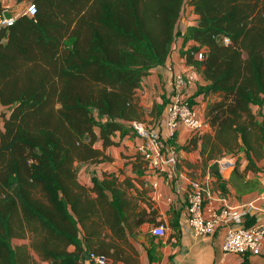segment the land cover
<instances>
[{
  "label": "trees",
  "instance_id": "trees-1",
  "mask_svg": "<svg viewBox=\"0 0 264 264\" xmlns=\"http://www.w3.org/2000/svg\"><path fill=\"white\" fill-rule=\"evenodd\" d=\"M32 2L37 13H23L0 34V103L8 109L0 129V264H38L31 251L51 264H96L87 254L125 260L127 228L149 220L146 209L130 196V178L104 173L87 186L78 167L111 160L105 149L118 145L114 135L146 123L138 90L180 36L183 49L198 43L181 53L207 81L198 94L217 96L205 112L214 134H196L180 149H197L202 139L221 188L222 156L242 148L250 160L264 156V124L252 112L264 104V0H188L198 18L179 37L185 0ZM5 9L0 0V15ZM199 50L203 60L193 55ZM134 159L147 170L138 152Z\"/></svg>",
  "mask_w": 264,
  "mask_h": 264
},
{
  "label": "crops",
  "instance_id": "crops-1",
  "mask_svg": "<svg viewBox=\"0 0 264 264\" xmlns=\"http://www.w3.org/2000/svg\"><path fill=\"white\" fill-rule=\"evenodd\" d=\"M5 10H16L20 8L17 0H4ZM192 16L185 20L181 33L188 25L195 24L198 16L192 6H189ZM189 11V12H190ZM194 20V21H191ZM198 43L191 41L183 49L181 36L177 38L168 56L166 63L154 67L146 76L138 90L140 106L144 111L143 119L156 121L165 114V106L172 92L174 73L194 72L195 81L190 86V95L195 106L198 107L202 116L205 117L206 108L210 101L217 99L216 95L198 94L200 86L207 84L204 75L195 70L192 65L186 63L181 53L189 46H197ZM164 104L161 115L156 118L152 111L154 106ZM7 107L0 103V121L2 112H7ZM252 112L256 119L264 124V104H253ZM130 127V124L127 123ZM3 123H0L2 129ZM166 142L174 144L167 146L169 149H178V164L176 171H167L156 174L136 168L134 155L141 139L131 129L129 134L123 135L117 132L113 139L118 145L105 149V154L111 160L94 164H79V180L82 184L92 186V178H101L104 173H115L124 180H131L130 196L138 205V211L146 209L149 220L139 226L127 228L133 231L129 235L130 245L125 247V260L112 258L108 264H264V249L259 255H240L226 252L223 248L227 226L221 223L217 230L211 235H196L187 225V197L192 180H200L208 185V199L216 202L220 207L230 206L234 209L247 210L244 218L246 226L264 222V156L256 158L251 154L252 160L248 159L244 148L238 154V164L232 171L224 188L220 187L219 180L212 174V165L215 160H204L201 154L202 139L198 141L199 146L194 150H184L180 147L186 145L194 134L184 125L176 131V137L170 139L169 129L162 123L160 125ZM214 134L209 128L204 133ZM203 133V134H204ZM201 134V135H203ZM96 147L102 149V142L96 143ZM141 176V177H139ZM157 185V186H155ZM152 204V206L150 205ZM158 223L166 227L165 236H156L153 228ZM32 253V251H31ZM38 264H51L37 257ZM89 263V260H87Z\"/></svg>",
  "mask_w": 264,
  "mask_h": 264
},
{
  "label": "built area",
  "instance_id": "built-area-1",
  "mask_svg": "<svg viewBox=\"0 0 264 264\" xmlns=\"http://www.w3.org/2000/svg\"><path fill=\"white\" fill-rule=\"evenodd\" d=\"M23 13L34 16L37 5L29 1L24 5L23 11L16 17L7 18L0 15V34L6 28L13 26ZM225 44L230 42L227 36L222 37ZM197 60H203L204 50L193 52ZM194 72L174 73L172 92L165 108L164 118L161 123L169 129L172 137L181 125L186 126L194 135L202 134L210 128L205 117L201 115L190 95V86L194 83ZM133 130L141 139L137 152L147 163V171L163 174L167 171L175 172L178 164V155L174 149L166 147L163 132L159 127L146 126L144 122H132ZM237 155L226 154L218 160L219 171L224 179H228L237 164ZM157 186V185H155ZM208 185L200 180H192L187 199V225L196 235H211L221 223L227 226L223 248L226 252L240 255H259L264 249V222L251 226L244 224L247 210L232 207H220L215 201L208 199ZM264 198V195H263ZM156 236H165L166 227L162 224L153 228ZM91 260L96 264H108L104 257L91 255ZM90 261V260H89Z\"/></svg>",
  "mask_w": 264,
  "mask_h": 264
},
{
  "label": "rangeland",
  "instance_id": "rangeland-1",
  "mask_svg": "<svg viewBox=\"0 0 264 264\" xmlns=\"http://www.w3.org/2000/svg\"><path fill=\"white\" fill-rule=\"evenodd\" d=\"M29 1H32V0H22V2H20V3H18L17 2V5H20V6H24L25 4H28L29 3ZM187 1L188 0H185V5H184V12H183V14H182V17H181V19H180V21H179V24H178V28H177V31H178V33H177V37H179V35H180V31H181V29L184 27V25H185V20H188L191 16H192V11H190V9H189V7H188V5H187ZM190 11V12H189ZM189 21V20H188ZM191 21H194V20H191ZM0 123H3V121L1 120L0 121ZM146 126H150V127H159V125H161L162 123H157V121H147L146 123ZM160 128V127H159ZM131 131L136 135V133H135V131L133 130V127L131 128ZM170 143L169 142H165V145H166V147L167 146H170L169 145ZM175 151H176V153H177V155H178V149L176 148V149H174ZM78 169H79V171L81 172V170H82V166H80V167H78ZM15 242V244H18V243H21L22 241H20V240H16V241H14ZM32 256H33V258L37 261V260H39L37 257V254H35V252H33L32 251Z\"/></svg>",
  "mask_w": 264,
  "mask_h": 264
},
{
  "label": "water",
  "instance_id": "water-1",
  "mask_svg": "<svg viewBox=\"0 0 264 264\" xmlns=\"http://www.w3.org/2000/svg\"><path fill=\"white\" fill-rule=\"evenodd\" d=\"M23 9H24V6H21L20 8H18L16 10H5L3 14L7 18L16 17L17 15H19L23 11ZM86 259L91 260V255L87 254Z\"/></svg>",
  "mask_w": 264,
  "mask_h": 264
}]
</instances>
